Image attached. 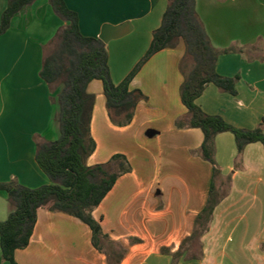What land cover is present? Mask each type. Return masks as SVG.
I'll return each instance as SVG.
<instances>
[{
  "label": "crops",
  "instance_id": "1",
  "mask_svg": "<svg viewBox=\"0 0 264 264\" xmlns=\"http://www.w3.org/2000/svg\"><path fill=\"white\" fill-rule=\"evenodd\" d=\"M64 1L78 14L84 36L109 38L105 44L116 85L148 52L168 6V0ZM8 2L0 0V22ZM195 2L217 50L256 47L252 59L240 53L219 57L220 75L239 76L237 96L210 84L197 103L208 115L255 129L264 123V0ZM66 24L47 0H37L0 37V182L16 181L29 188L50 184L35 156L37 139L53 142L59 137L57 106L40 71L44 46ZM185 55L179 40L176 47L147 61L130 83V90L141 91L145 98L124 127L111 120L102 82L89 84L96 99L91 121L96 150L87 165L107 163L121 154L132 166L93 212L109 238L101 243L103 251L95 247L90 227L81 220L40 210L29 246L15 253L18 264H172L163 249L174 254L192 235L213 182L212 165L198 153L203 132L176 127L177 119L188 114L180 92ZM216 161L222 174L216 188L225 194L201 238L199 259L179 264H264V146L248 145L239 159L234 135L222 133L216 138ZM12 209L0 192V221ZM0 264H10L3 260L1 242Z\"/></svg>",
  "mask_w": 264,
  "mask_h": 264
},
{
  "label": "trees",
  "instance_id": "2",
  "mask_svg": "<svg viewBox=\"0 0 264 264\" xmlns=\"http://www.w3.org/2000/svg\"><path fill=\"white\" fill-rule=\"evenodd\" d=\"M36 1L9 0L0 22V37L11 28L13 19ZM47 1L53 12L67 23L44 46L40 71L41 79L54 94L51 100L57 106L59 137L53 142L37 139L36 162L50 184L29 188L16 181L0 182V192L7 195L13 208L7 219L0 221L3 260L18 264L15 253L29 246L40 210L63 213L81 220L90 227L95 247L103 251L101 243L109 238L94 219L93 212L117 180L132 171V166L121 154L113 156L107 163L87 165V159L96 150L91 134L96 99L88 91L89 84L94 80L102 82L112 122L117 126H127L133 121L139 102L145 98L141 91H131L130 83L152 56L176 47L179 40L186 47V55L180 64L184 75L180 92L188 114L177 119L176 127L203 132L204 141L198 153L212 165L213 182L208 203L197 217L192 235L185 239L176 253L169 249H163V252L172 256V264L199 259L201 238L209 231L215 208L222 200L216 188V180L222 175L216 161V138L222 133H232L240 159L248 145L261 143L264 146V123L255 129L238 128L219 115L206 114L197 101L210 84L237 96L239 76L228 78L220 75L217 71L219 57L240 53L250 58L256 47L235 45L217 50L199 18L195 0H168L162 24L154 32L148 52L127 78L116 85L111 76L106 44L81 33L78 14L64 0ZM229 182L230 178H227L226 183Z\"/></svg>",
  "mask_w": 264,
  "mask_h": 264
},
{
  "label": "water",
  "instance_id": "3",
  "mask_svg": "<svg viewBox=\"0 0 264 264\" xmlns=\"http://www.w3.org/2000/svg\"><path fill=\"white\" fill-rule=\"evenodd\" d=\"M104 43H107L109 41V38L104 34L100 38Z\"/></svg>",
  "mask_w": 264,
  "mask_h": 264
},
{
  "label": "rangeland",
  "instance_id": "4",
  "mask_svg": "<svg viewBox=\"0 0 264 264\" xmlns=\"http://www.w3.org/2000/svg\"><path fill=\"white\" fill-rule=\"evenodd\" d=\"M222 184H223V188H222V190L224 191V190H226L227 189V184H226V181L225 182H222ZM225 194V192L223 193V194H220V196L221 195H224Z\"/></svg>",
  "mask_w": 264,
  "mask_h": 264
}]
</instances>
